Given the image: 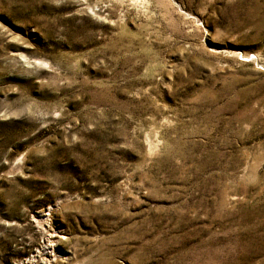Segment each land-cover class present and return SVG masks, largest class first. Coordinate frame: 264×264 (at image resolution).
<instances>
[{"label": "rangeland", "instance_id": "374dc122", "mask_svg": "<svg viewBox=\"0 0 264 264\" xmlns=\"http://www.w3.org/2000/svg\"><path fill=\"white\" fill-rule=\"evenodd\" d=\"M29 259L264 264V0H0V264Z\"/></svg>", "mask_w": 264, "mask_h": 264}, {"label": "bare ground", "instance_id": "6f19581e", "mask_svg": "<svg viewBox=\"0 0 264 264\" xmlns=\"http://www.w3.org/2000/svg\"><path fill=\"white\" fill-rule=\"evenodd\" d=\"M44 250H49V247H45L44 248ZM47 255H48V252H46V253H42L41 254V258H42V260L44 259L45 261H50L51 260V256L50 257H47ZM55 255V254H54ZM34 258V257H33ZM37 261V260H36ZM27 262H30V264H33V262H31V260L29 259ZM34 262H35V260H34Z\"/></svg>", "mask_w": 264, "mask_h": 264}]
</instances>
